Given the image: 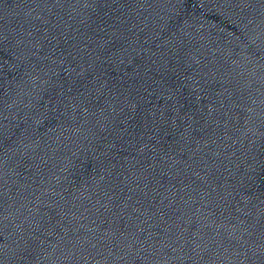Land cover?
Returning a JSON list of instances; mask_svg holds the SVG:
<instances>
[{
    "label": "water",
    "instance_id": "1",
    "mask_svg": "<svg viewBox=\"0 0 264 264\" xmlns=\"http://www.w3.org/2000/svg\"><path fill=\"white\" fill-rule=\"evenodd\" d=\"M0 264H264V0H0Z\"/></svg>",
    "mask_w": 264,
    "mask_h": 264
}]
</instances>
